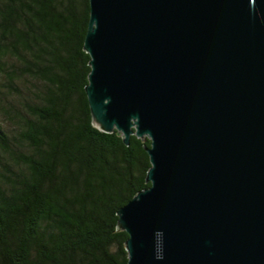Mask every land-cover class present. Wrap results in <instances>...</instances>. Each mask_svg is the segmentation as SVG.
Masks as SVG:
<instances>
[{"label":"water","instance_id":"1","mask_svg":"<svg viewBox=\"0 0 264 264\" xmlns=\"http://www.w3.org/2000/svg\"><path fill=\"white\" fill-rule=\"evenodd\" d=\"M93 123L148 138L128 264H264V0H90Z\"/></svg>","mask_w":264,"mask_h":264},{"label":"trees","instance_id":"2","mask_svg":"<svg viewBox=\"0 0 264 264\" xmlns=\"http://www.w3.org/2000/svg\"><path fill=\"white\" fill-rule=\"evenodd\" d=\"M90 0H0V264H128L148 138L94 125Z\"/></svg>","mask_w":264,"mask_h":264}]
</instances>
